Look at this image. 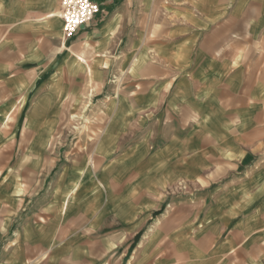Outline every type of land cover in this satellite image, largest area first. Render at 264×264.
I'll return each instance as SVG.
<instances>
[{
	"label": "crops",
	"instance_id": "crops-1",
	"mask_svg": "<svg viewBox=\"0 0 264 264\" xmlns=\"http://www.w3.org/2000/svg\"><path fill=\"white\" fill-rule=\"evenodd\" d=\"M92 1L0 0V264H264V0Z\"/></svg>",
	"mask_w": 264,
	"mask_h": 264
},
{
	"label": "rangeland",
	"instance_id": "rangeland-1",
	"mask_svg": "<svg viewBox=\"0 0 264 264\" xmlns=\"http://www.w3.org/2000/svg\"><path fill=\"white\" fill-rule=\"evenodd\" d=\"M92 95L90 96V99L85 98L84 100L77 102L74 107L76 109V112H73V114H71L70 116H68L67 119H65V123L63 125L73 128V131H67V134L61 136L62 143L64 144V149L72 147L75 143H79V139L83 137L82 132H85L86 129L88 130V127L91 126V122H93L92 124H94V126H98L99 124L101 125L103 121V119L101 118L102 115H94L93 119L87 118L85 116V113L87 111L89 113L93 111L96 112L103 110L101 101H91ZM95 136L96 133L94 135L89 136L90 140L92 137L94 138ZM74 153L75 151H63L64 157L73 155Z\"/></svg>",
	"mask_w": 264,
	"mask_h": 264
},
{
	"label": "built area",
	"instance_id": "built-area-1",
	"mask_svg": "<svg viewBox=\"0 0 264 264\" xmlns=\"http://www.w3.org/2000/svg\"><path fill=\"white\" fill-rule=\"evenodd\" d=\"M98 12L99 6L92 0H60L63 38L73 37L78 28L88 24Z\"/></svg>",
	"mask_w": 264,
	"mask_h": 264
}]
</instances>
